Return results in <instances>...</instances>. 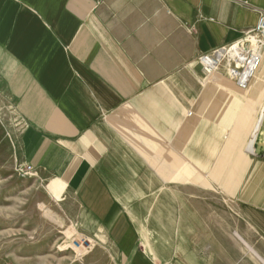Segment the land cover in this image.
<instances>
[{"label":"crops","instance_id":"0c3cea01","mask_svg":"<svg viewBox=\"0 0 264 264\" xmlns=\"http://www.w3.org/2000/svg\"><path fill=\"white\" fill-rule=\"evenodd\" d=\"M258 10L264 0H0V99L22 119L19 160L67 186L122 264H153L118 200L123 183L150 180L228 202L227 241L264 258V115L246 148L264 49L245 90L205 81L197 62Z\"/></svg>","mask_w":264,"mask_h":264},{"label":"rangeland","instance_id":"374dc122","mask_svg":"<svg viewBox=\"0 0 264 264\" xmlns=\"http://www.w3.org/2000/svg\"><path fill=\"white\" fill-rule=\"evenodd\" d=\"M263 109L264 91L257 113ZM21 128L22 119L0 99V264H122L105 231L90 222L67 186L20 162ZM252 139L250 130V151ZM123 184L122 194L131 196L120 202L133 210L124 208L137 230L139 250L148 230L149 241L164 250L157 262L150 247L146 255L153 264H264L250 246L256 256L227 241L230 215L218 210L230 204L197 193L203 188L196 183Z\"/></svg>","mask_w":264,"mask_h":264},{"label":"built area","instance_id":"2783aa9c","mask_svg":"<svg viewBox=\"0 0 264 264\" xmlns=\"http://www.w3.org/2000/svg\"><path fill=\"white\" fill-rule=\"evenodd\" d=\"M258 21L233 42L202 53L197 62L205 81L216 83L231 80L236 88L245 90L262 64L264 49V10H258Z\"/></svg>","mask_w":264,"mask_h":264},{"label":"bare ground","instance_id":"6f19581e","mask_svg":"<svg viewBox=\"0 0 264 264\" xmlns=\"http://www.w3.org/2000/svg\"><path fill=\"white\" fill-rule=\"evenodd\" d=\"M257 77V76H256ZM222 87V86H221ZM226 88V87H225ZM249 90V89H248ZM221 93V92H220ZM235 93H237V92H235ZM225 94V93H224ZM220 96V95H219ZM226 97V96H225ZM225 97H224V100H225ZM242 96H240V98H241ZM246 98V97H245ZM250 104V103H249ZM224 105H225V103H224ZM243 105V104H242ZM239 107V106H238ZM226 110V109H225ZM230 110V109H229ZM247 110V109H246ZM240 112V111H239ZM230 113V112H229ZM243 113H244V111H243ZM242 113V114H243ZM247 113V112H246ZM249 114V113H248ZM230 115V114H229ZM263 115H264V109L258 114L257 113V115H256V119L254 120V123L252 124V128H251V136H252V147H251V151H253L254 150V146H253V144H254V142H255V139H256V136H257V133H258V130H259V126H260V124H261V122H262V119H263ZM222 116V115H221ZM225 116V115H224ZM237 117V116H236ZM236 121V120H235ZM242 121H244V120H242ZM248 121V120H247ZM228 122V121H227ZM249 122V121H248ZM248 122H246V123H248ZM233 124V123H232ZM244 124V123H243ZM226 125V124H225ZM235 126V125H234ZM237 129V128H236ZM242 153V152H241ZM237 155V154H236ZM245 158V157H244ZM243 158V159H244ZM237 175V174H236ZM118 200L119 201H121L122 202V200H121V198L120 197H118ZM124 208H126L127 210H129V211H131V213L133 214V210L130 208V204H128V203H124ZM137 223H139L140 224V222L138 221V219H137ZM140 226V229H141V227L144 229L145 227L144 226H142V224H140L139 225ZM149 232V230L147 231V233ZM147 233H145L146 235H148V240H147V237L144 235V234H141V243H140V245L142 246V248H143V252L145 253V254H147V251L149 250H151V248L150 247H152L153 248V251L155 252V254H156V256L154 257L155 258V260L158 258V260L159 259H162V257H164L165 256V253L163 252L164 250H163V248H162V246L160 245V246H157L156 244H154V241H149V234H147ZM253 252V251H252ZM158 260H156L157 262H158ZM264 262V261H263Z\"/></svg>","mask_w":264,"mask_h":264}]
</instances>
